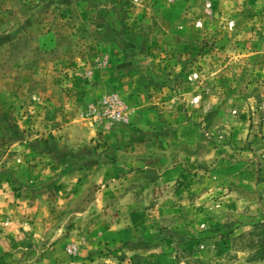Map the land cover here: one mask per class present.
Masks as SVG:
<instances>
[{
  "label": "rangeland",
  "instance_id": "1",
  "mask_svg": "<svg viewBox=\"0 0 264 264\" xmlns=\"http://www.w3.org/2000/svg\"><path fill=\"white\" fill-rule=\"evenodd\" d=\"M121 136L146 198L114 177ZM180 153L196 224L167 208L176 178L141 173ZM5 180L47 224L0 264H264V0H0Z\"/></svg>",
  "mask_w": 264,
  "mask_h": 264
},
{
  "label": "crops",
  "instance_id": "2",
  "mask_svg": "<svg viewBox=\"0 0 264 264\" xmlns=\"http://www.w3.org/2000/svg\"><path fill=\"white\" fill-rule=\"evenodd\" d=\"M163 124L165 125L166 122ZM181 124H179L181 125V127L186 126L185 125L186 122H183ZM178 138H179L178 141L181 142L183 141L185 142L189 140V138H186L184 136L182 137L178 136ZM133 139H134L133 137L130 140L128 138H124V136H121L118 140L114 141V143H118L117 149L116 148L114 149L115 150L114 155L116 157L115 158L116 164L114 165L115 166L114 170L116 173L119 174V176L116 174V176L114 177H116V180H118V178L123 180L122 182L124 183L129 181V183L131 182L133 184H136V186H139L138 189L139 193L136 194L135 196H138L139 198L144 196L146 198L153 191V184L151 183V179H147V177L145 178V180H140V178L135 177V175L138 174L139 172H137L135 170V166L133 167L131 166V164L134 161L133 159L137 160L138 157H135V151L137 149L133 150L134 148L132 144L139 142H135ZM163 139L164 137H162V140ZM195 140L193 139L194 143ZM147 142H149V139L145 140L146 148L149 147L148 146L149 144H147ZM129 143H131V147H128ZM179 155H178L179 157L178 156L176 158L174 157L171 163L168 161L167 163L164 164L163 162L161 164L162 165L161 169L160 168L156 169L151 167L152 164H150L149 166L148 165L143 166L141 173L147 175L152 173H156L157 175L160 174L161 178L165 181V183H163V189L166 188L169 189L168 186L170 185L171 182L170 178L172 179L176 178L175 181L171 182L172 185L171 188L173 187V184L175 185L174 191H176L175 193L176 196L173 198L175 200H173L169 205H167L168 206L167 208L170 207L171 209L169 211L171 210L173 211L175 207H177L178 218L181 223L184 224L185 222H189L196 224L197 221L205 220L203 218L201 219L202 215L205 214L207 216L208 215L212 216V215H210L209 209L200 208L199 205H201V202L197 200L198 196H196L197 199H194L193 195L195 193H198L199 199L203 197L201 199L203 200V199H207L209 194L207 193L208 196L206 195L203 196L202 194L203 193L202 191L204 190L203 185L199 183L198 181L199 176H197L195 173H193V176L189 179L193 181V183H191L189 180L188 183H186V177L183 175L185 171L184 169L187 165L189 166L191 163L189 162L187 163V161L183 162V158H180L182 157V155H184L183 153H180ZM149 158L151 159V157ZM190 158L194 160L195 156L193 155V158L192 157ZM176 160H180V161H176ZM126 176H128L129 178ZM130 176H133V178ZM21 183H25V182H22V180L18 182L13 180H5V183L0 184V256H7L8 258L9 257L17 258L16 255L20 256L21 254H23L26 248L29 249V247H36V243L40 241L39 238L40 236L38 235L37 231L39 230L38 229L39 223L40 221L43 220V218L41 217L42 216L41 214H37V213L35 214V212L34 214H31L30 212H28L29 209L34 208V199L32 198L30 200L25 199V196L21 194V190L17 188ZM106 186L107 185L105 184V186L103 187L104 190H103L102 198H99V201L100 199L103 200L106 197L105 195L106 192H109L108 191L109 188H107ZM169 197L170 196H168L167 199H169ZM185 198L188 200L186 201ZM225 200L228 201V205L230 201L233 200L234 202L236 201L233 194L226 195L224 201ZM242 202H244V200ZM58 203L59 201L58 202L53 200L48 201L47 204L49 207L47 208H49L50 210H56ZM86 203L88 204V202ZM138 204H142V203H138ZM150 205L151 204H149V206ZM144 206L146 207V204H144ZM223 207L228 208L229 206L224 204ZM35 208L37 209V206ZM188 211H190L191 213H188ZM206 220L207 222L212 221L208 217ZM1 223L3 224L5 223V225H2ZM40 224L41 225L47 224V221H43ZM111 231L112 228H105V229L102 228V230L98 232L99 233L98 237L103 238L106 235V232L110 233ZM50 237L51 235L49 236V238ZM33 249L34 248L29 250H33ZM82 254L83 252L80 253L79 258H82ZM77 263H79L78 260H75L73 262L71 261V264H77Z\"/></svg>",
  "mask_w": 264,
  "mask_h": 264
},
{
  "label": "built area",
  "instance_id": "3",
  "mask_svg": "<svg viewBox=\"0 0 264 264\" xmlns=\"http://www.w3.org/2000/svg\"><path fill=\"white\" fill-rule=\"evenodd\" d=\"M105 102L108 103L109 102V105L110 106H115L116 103H117V98L116 97H113V98H109V99H105ZM113 115L116 116V117H121V114L117 111H114L113 112Z\"/></svg>",
  "mask_w": 264,
  "mask_h": 264
}]
</instances>
